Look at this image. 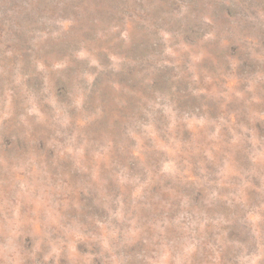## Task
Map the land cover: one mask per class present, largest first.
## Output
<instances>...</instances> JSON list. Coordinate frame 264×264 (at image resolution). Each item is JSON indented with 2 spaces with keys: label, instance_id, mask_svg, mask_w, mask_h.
<instances>
[{
  "label": "rangeland",
  "instance_id": "1",
  "mask_svg": "<svg viewBox=\"0 0 264 264\" xmlns=\"http://www.w3.org/2000/svg\"><path fill=\"white\" fill-rule=\"evenodd\" d=\"M0 264H264V0H0Z\"/></svg>",
  "mask_w": 264,
  "mask_h": 264
}]
</instances>
